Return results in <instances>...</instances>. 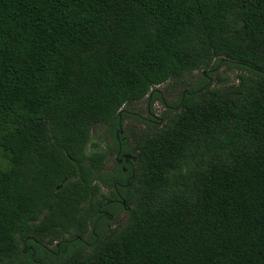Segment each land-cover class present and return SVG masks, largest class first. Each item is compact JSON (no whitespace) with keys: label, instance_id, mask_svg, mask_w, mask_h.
I'll return each instance as SVG.
<instances>
[{"label":"trees","instance_id":"1","mask_svg":"<svg viewBox=\"0 0 264 264\" xmlns=\"http://www.w3.org/2000/svg\"><path fill=\"white\" fill-rule=\"evenodd\" d=\"M32 259L264 264V0H0V264Z\"/></svg>","mask_w":264,"mask_h":264},{"label":"rangeland","instance_id":"2","mask_svg":"<svg viewBox=\"0 0 264 264\" xmlns=\"http://www.w3.org/2000/svg\"><path fill=\"white\" fill-rule=\"evenodd\" d=\"M217 73L221 76V78H227L230 83H236L237 72L235 70H225V67H221ZM198 76L199 72H193L178 81H170L156 87L154 90L156 91V94L159 95V98L155 99L152 104H150L148 99L145 98L138 103L125 107L124 110L128 113L129 117L122 120L121 126L116 129V133L119 132L121 136H128L129 133L140 132L145 129V123L149 119H159L165 110L173 112L179 98V93L185 89L182 82L185 81L188 82L190 86H194L198 83ZM216 80V77H213L211 79V84H215ZM92 139L95 142H99L101 145H105V143L113 145V141L106 132L105 126L95 128L92 134ZM114 159L115 157L108 162V170L113 168ZM124 220L125 216L122 214L119 217L118 222L124 223Z\"/></svg>","mask_w":264,"mask_h":264},{"label":"flooded vegetation","instance_id":"3","mask_svg":"<svg viewBox=\"0 0 264 264\" xmlns=\"http://www.w3.org/2000/svg\"><path fill=\"white\" fill-rule=\"evenodd\" d=\"M120 126H121V125H118V127H120ZM116 139L119 140V132L116 133ZM119 145H120V143H119ZM124 156H125V155H122L120 158H118V156L116 155L114 161H117V163L120 164V165H122L123 163H125V164H129V161H128V162H125V161H124V159H123ZM119 160H122V161H121V162H118ZM122 170H123L124 172H126L125 167H123ZM114 201H115V200H114ZM117 202H118V201L116 200L115 203H117ZM98 211H99L100 213H102V215L105 216V218H106L108 221H111V220H112V218L108 215V213L103 212V211H101V210H98ZM56 246L59 247V244L57 243ZM46 250H47L48 252H52V250H53V246H49ZM32 262H33L34 264H39V261H35V260H33V259H32Z\"/></svg>","mask_w":264,"mask_h":264},{"label":"water","instance_id":"4","mask_svg":"<svg viewBox=\"0 0 264 264\" xmlns=\"http://www.w3.org/2000/svg\"><path fill=\"white\" fill-rule=\"evenodd\" d=\"M203 75L205 76V72H203ZM123 159H124L125 162H128L129 160H131L132 162H135V161H136V158L133 157V156H131V155H125V156L123 157ZM121 161H122V160H119L118 162H121ZM122 205L125 206V203L122 202Z\"/></svg>","mask_w":264,"mask_h":264}]
</instances>
